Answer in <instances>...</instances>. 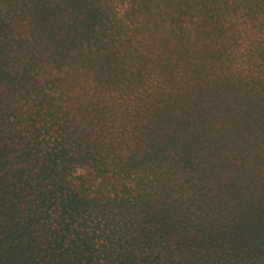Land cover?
Wrapping results in <instances>:
<instances>
[{"label": "trees", "instance_id": "16d2710c", "mask_svg": "<svg viewBox=\"0 0 264 264\" xmlns=\"http://www.w3.org/2000/svg\"><path fill=\"white\" fill-rule=\"evenodd\" d=\"M167 1L174 0H130V10L142 16L164 10L162 16L176 19L178 28L164 27L162 35L178 49L177 74L183 82L192 78L185 89L197 92L157 93L146 99L147 131L159 143H139L138 150L131 147L117 163L103 153L104 147L97 151L98 143L88 146L83 128L64 129L54 143L43 137L44 125L31 124L34 133L21 135L15 109L7 106L18 97L28 105L34 92L35 105L41 109L47 103L52 110L65 88L62 59L77 44L88 46L91 36L111 24L106 0H10L0 7V30L33 17L29 24H44L47 37L33 32L31 38L19 34L0 41V264H168V255L182 259L189 252L203 259L196 264H229L239 262L242 249L264 264V75L253 63V43L250 38L245 43L247 33L234 23L245 16L240 9L255 17L261 6V14L264 0H199L191 13L192 0H175L181 8L177 17ZM185 16L189 31L182 27ZM145 23L149 25L148 18ZM118 29L121 37L123 29ZM189 35L202 43H186ZM37 36L49 56L29 63L37 59H26L27 52L35 53L30 43ZM16 44H23L22 51ZM82 53L87 52L80 50L74 59L90 64ZM20 60H27L22 63L35 76L25 69L20 73ZM141 60L131 54L116 58L114 66L131 67L129 78L136 81L143 70L154 77L158 70L147 69L150 62ZM97 67L102 74L105 63ZM41 76L47 80L43 89ZM83 165L91 177L80 178L78 188L73 173ZM122 169L133 174L134 185L120 179ZM168 169L178 175L172 189L163 179L134 178ZM155 192L158 199L174 203L156 208L141 200ZM227 242L239 253L230 254Z\"/></svg>", "mask_w": 264, "mask_h": 264}, {"label": "rangeland", "instance_id": "374dc122", "mask_svg": "<svg viewBox=\"0 0 264 264\" xmlns=\"http://www.w3.org/2000/svg\"><path fill=\"white\" fill-rule=\"evenodd\" d=\"M7 3L9 4L10 0H0V7ZM198 3L199 0H192L189 6L190 13L198 7ZM167 6V9L171 11L170 13L172 14L173 12L177 17L181 8L178 9L176 7L178 6L176 1L174 0L170 4L167 1ZM131 7L130 0H106L104 8L106 9V14L111 24H104L102 31H100L98 35L95 37L91 36L88 46H86V44L83 46L77 44L75 47H72L71 54H69L70 57L62 59L63 65H67L62 72V75L65 74V76H61L63 79L60 78L65 88L59 95L58 100L55 103H51L52 110H49L47 103L41 106L43 110L35 105L34 100L36 97H34V90L32 91L33 96L28 99V105L25 99L20 97L14 101L12 98L9 99V105L7 106H10L11 109H15L14 111L17 114L15 120L19 122V128L21 127L23 131L21 135L33 131L31 124L35 126L38 124L44 125L46 128L43 130V137H45L46 141L54 143L56 141L55 139H59L62 135L61 132H64V129L73 132V129L77 130L76 127H79L78 130L83 128L84 131L82 134H88L89 136L86 142L88 146L92 148V145L98 143L100 148L97 151L104 147L103 153H109L111 156H114L116 163L119 161V156L122 155L125 157L127 153L131 152V147H135L136 150H138L139 143L142 144V147L154 141L159 143L157 141L159 137L154 138L156 134H148L149 132L147 131L146 122L148 119L145 117L146 99L154 98L157 93H160V95L163 93L177 95L179 90H184L185 94L194 95L197 91L194 92L191 90L192 92H189L185 89L188 84L192 86V78L191 80L189 79L183 82L184 79H182L181 73L177 74L174 61L177 58L178 49L175 48V43L171 42L172 38H165V36L162 35L164 27H169L170 29L172 27L175 29L178 28L177 22L175 21L176 19L171 21L170 18L173 16L168 14L162 16L164 10H161L160 14L154 13L156 11L153 10L151 13L148 12V15L142 16L138 13H133V11L130 10ZM161 8L165 9V6L162 5ZM240 10L242 13H245V16L234 21V23L239 30L247 33L245 43L249 44L248 38H250V44L253 43L250 49L251 51L256 49V57L253 63L258 68L260 76H262L264 75V70L261 66L262 62H260L261 54L259 48L262 46L261 44L264 43V8L263 12L260 14V6V10L258 11L259 14H254L255 17L248 16L247 10L249 11V9ZM42 12H44V10ZM131 13L133 14L131 15ZM32 18L33 17H30L29 19ZM146 18L149 19V25L145 23ZM13 19L14 17L11 18V20ZM29 19L21 20V18H19L16 22H10L7 28L0 30V41L4 38L16 39L15 37L19 34H23L26 38H31L33 32L41 34L42 36L40 37L46 40L47 37L42 34V32L45 31L43 30L45 29V25L43 24L38 27L30 25ZM188 20L189 17L185 16L182 22V27L186 31L190 30ZM74 22L75 20L73 19V23ZM119 26L123 29L121 37L119 36ZM157 30L159 32L158 44L155 40ZM95 32H97V30H95ZM53 34L50 36H53ZM100 34L102 36H100ZM187 39L188 41L186 43H202L198 39H193L191 35H189ZM259 39H262V43H254ZM40 42L41 39L37 36L35 41L30 43L31 48L35 49V53L32 54L27 52L26 59L30 60L33 59V57H37V59L29 61V63H36L39 57H43L45 60L49 56V53L42 50ZM22 45L16 44V47H19L20 51H22ZM11 47L14 48L13 45ZM13 48H9L8 51L10 52ZM51 48L61 50L63 47L58 44H52ZM64 50L65 49H63V51ZM80 50L87 52L86 54L82 53L80 55H84L82 56L84 62L90 61V64L83 65L81 59H74L75 55H77ZM131 54L136 57L137 60L142 59L141 62L149 61L150 63L147 69L158 70V72L153 73L154 77H148L146 75L148 71L143 70L142 78L145 79L142 80L141 78L139 81H136L133 78H129L132 73L131 67L121 65L119 68L114 66L116 58L121 61ZM9 57L12 58L11 54H9ZM1 60L0 58V61ZM27 60H20V63L16 64V66L19 67L20 73L25 69L31 76H35L33 71L29 72L27 70V62L22 63ZM151 61L154 63H151ZM100 63H105V69L100 68L102 74L97 67V65L100 67ZM10 65H13V62H11ZM44 77L45 76H41V78H39L41 80L40 85L42 89L47 82V80L45 82V79H43ZM177 83L180 85L179 88L177 87ZM66 85L71 87V89H67ZM164 88H166V90ZM150 111L153 112L154 110L151 108ZM137 153L142 154L143 152ZM87 168L88 167L83 165L75 169L73 173V186L79 188L81 187L80 178L91 177V172L87 171ZM117 170H120V168ZM126 171V169L120 171L122 174L119 175L120 179L123 178L126 182L134 185L135 183L130 181L133 174L128 176ZM151 171L152 170L140 172L136 174L134 178L137 182L148 177L152 180L163 179V181L165 180L164 183L166 187L168 186L169 188L174 186V180L178 179V175L173 169H168L165 172L159 170L156 173ZM127 177L130 178L128 179ZM103 178L104 177H100V180ZM159 195L158 192H155L151 198L143 197L141 200L149 201L147 204L156 208H160L164 202L165 205L174 203L173 199H158ZM224 245L230 254L235 255L239 253L238 247L235 244L227 242L224 243ZM242 251V254H238L239 262L237 259H234V262H230L229 264H246V261L250 264H260L257 258L250 256L249 253L245 254L244 249H242ZM168 256V264H196L203 261L199 255H192V252L187 253L182 259L179 255ZM225 264L228 263L225 262Z\"/></svg>", "mask_w": 264, "mask_h": 264}]
</instances>
